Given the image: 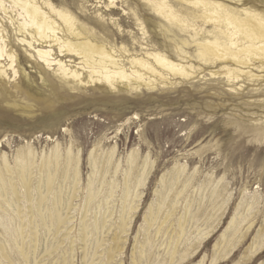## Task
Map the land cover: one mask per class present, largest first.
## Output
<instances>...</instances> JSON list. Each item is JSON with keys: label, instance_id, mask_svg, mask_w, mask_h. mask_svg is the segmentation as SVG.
I'll use <instances>...</instances> for the list:
<instances>
[{"label": "rangeland", "instance_id": "rangeland-1", "mask_svg": "<svg viewBox=\"0 0 264 264\" xmlns=\"http://www.w3.org/2000/svg\"><path fill=\"white\" fill-rule=\"evenodd\" d=\"M212 1L238 18L244 9L264 16V0ZM52 3L127 69L133 57L153 52L188 66L182 49L196 74L163 79L134 66L152 86L112 89L87 72L67 85L38 66L0 10L19 71L0 78V264H264V56L230 84L211 73L235 66L201 62L193 43L196 33L225 40L214 22L170 23L150 0ZM53 50L77 67L76 57ZM50 163L66 220L49 230L35 208ZM83 221L105 224L84 242Z\"/></svg>", "mask_w": 264, "mask_h": 264}, {"label": "bare ground", "instance_id": "bare-ground-1", "mask_svg": "<svg viewBox=\"0 0 264 264\" xmlns=\"http://www.w3.org/2000/svg\"><path fill=\"white\" fill-rule=\"evenodd\" d=\"M150 1L154 4L152 8L157 13L164 15L166 19H169L170 23L180 25L192 22L195 24L198 20H201L204 23L214 22L217 24L215 29L225 37V40L217 34H212L213 37L210 38L198 39L196 38L198 33H196L193 37V43L197 44L198 58L201 62L211 65L219 62L224 64L231 63V65L235 66L232 68L225 65L221 68V73H211L212 76L224 74L230 84H236L242 75L249 74V71H251L249 69L254 66L256 61L255 58L264 56V16L256 11L244 9L245 16L238 18L227 6L212 0H180L189 5V7H194V9L185 8L183 11H176L167 4L166 0ZM0 10L4 15L3 17L14 28L18 43L29 49H26V51L33 52L30 56L36 59L38 66L41 68H53L58 78L67 85L75 86L78 83H82V76L85 72L88 73L89 81L92 83L107 84L112 89L120 82L127 83V87L133 90H138L142 86H152L151 79L146 78L141 71H146L163 79L166 78V75L172 74L189 79L192 75L189 74L188 69L192 74H196V67L188 61L187 54L182 49L180 52L182 53L180 55L181 62L183 64L184 61H187L186 64L188 66L184 64L182 66L164 54L153 52L147 53V59L133 57L129 61L132 66L131 69H127L121 60L117 58L113 49L108 50L105 45L93 42L89 36L78 31L76 19L68 12L55 7L52 0H0ZM3 25L0 22V78L8 77V72H11L16 77L19 72L17 69L18 55L13 48H9L7 39L9 35L5 36L7 31ZM240 32L242 36L239 34ZM60 34H65L70 38L60 37ZM54 47L58 48L60 57H65V55L76 57L79 60L77 67L73 69V66L55 57ZM261 63H263L262 60ZM134 66L141 71L134 70ZM51 166L52 163L48 166V177L44 184V191L40 189V196L37 199L35 208L36 216L41 224L49 230L50 227L61 225L66 220L62 215L64 199L61 194H53L55 175L50 171ZM21 176L20 178L23 179L26 187H28L26 171H23ZM0 182L3 183L2 180ZM2 185L5 186V184ZM13 190L15 191V189ZM14 191L13 193H15ZM50 194L53 195L52 210L46 208ZM128 194L127 190L126 196ZM95 196L96 194L91 186L88 197L89 204L93 202ZM151 218L150 224L155 223L156 219L153 216ZM104 224H99L96 221L91 226L88 221H83L84 242H87L94 232L97 233L102 227L104 228ZM56 232L58 233L59 230ZM20 236L23 235L18 232L16 237L19 238ZM96 243V249L100 248L101 242L97 241ZM20 251L27 258L28 255L22 248H20ZM87 256L85 255V258Z\"/></svg>", "mask_w": 264, "mask_h": 264}]
</instances>
